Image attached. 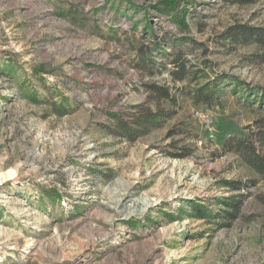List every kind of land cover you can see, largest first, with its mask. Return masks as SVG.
<instances>
[{
  "label": "rangeland",
  "instance_id": "374dc122",
  "mask_svg": "<svg viewBox=\"0 0 264 264\" xmlns=\"http://www.w3.org/2000/svg\"><path fill=\"white\" fill-rule=\"evenodd\" d=\"M244 28L264 0H0V264H264Z\"/></svg>",
  "mask_w": 264,
  "mask_h": 264
},
{
  "label": "trees",
  "instance_id": "16d2710c",
  "mask_svg": "<svg viewBox=\"0 0 264 264\" xmlns=\"http://www.w3.org/2000/svg\"><path fill=\"white\" fill-rule=\"evenodd\" d=\"M229 35V34H228ZM231 37L235 38V39H239L240 37L243 38L245 37V40H255L256 42H261L264 43V31H261L260 29H253V28H247V29H243L240 33L239 32H231L230 35ZM185 69V67L183 68ZM184 72L183 73H178V71H174L173 72V76L178 78V79H183L184 78ZM205 87H202L199 89V91L202 93H204L202 90ZM164 95H167L168 92L163 91ZM210 97V94H202L201 97L199 98V100H203V101H208ZM247 162H250L252 164V166L260 173L264 174V158L261 157L256 149L254 147H251L249 149H247Z\"/></svg>",
  "mask_w": 264,
  "mask_h": 264
}]
</instances>
